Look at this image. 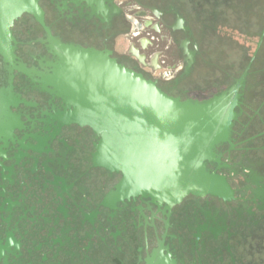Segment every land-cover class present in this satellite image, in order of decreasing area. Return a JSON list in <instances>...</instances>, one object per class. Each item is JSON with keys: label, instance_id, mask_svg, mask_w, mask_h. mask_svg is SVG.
I'll return each instance as SVG.
<instances>
[{"label": "flooded vegetation", "instance_id": "1", "mask_svg": "<svg viewBox=\"0 0 264 264\" xmlns=\"http://www.w3.org/2000/svg\"><path fill=\"white\" fill-rule=\"evenodd\" d=\"M0 55V264H264V0H38ZM59 43L110 57L170 97L235 101L180 203L117 189L97 135L67 124L48 85Z\"/></svg>", "mask_w": 264, "mask_h": 264}, {"label": "water", "instance_id": "2", "mask_svg": "<svg viewBox=\"0 0 264 264\" xmlns=\"http://www.w3.org/2000/svg\"><path fill=\"white\" fill-rule=\"evenodd\" d=\"M43 22L38 0H0V55L11 62V29L23 14ZM48 85L66 106L67 124L97 135L94 164L122 175L117 189L180 203L216 193L220 180L206 171L213 149L228 138L235 101L222 94L206 102L181 101L120 65L110 53L59 43L50 51Z\"/></svg>", "mask_w": 264, "mask_h": 264}]
</instances>
